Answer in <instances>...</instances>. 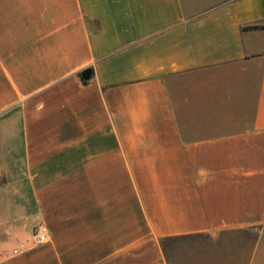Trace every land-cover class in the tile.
<instances>
[{
    "label": "crops",
    "instance_id": "obj_1",
    "mask_svg": "<svg viewBox=\"0 0 264 264\" xmlns=\"http://www.w3.org/2000/svg\"><path fill=\"white\" fill-rule=\"evenodd\" d=\"M192 234L264 264V0H0V264Z\"/></svg>",
    "mask_w": 264,
    "mask_h": 264
},
{
    "label": "rangeland",
    "instance_id": "obj_2",
    "mask_svg": "<svg viewBox=\"0 0 264 264\" xmlns=\"http://www.w3.org/2000/svg\"><path fill=\"white\" fill-rule=\"evenodd\" d=\"M231 234L222 235L221 237H233ZM234 238H243L234 236ZM245 239H252L254 235L247 234ZM214 239L207 234H192L181 236L174 241L167 242L165 251L169 264H212L210 256L214 253Z\"/></svg>",
    "mask_w": 264,
    "mask_h": 264
},
{
    "label": "built area",
    "instance_id": "obj_3",
    "mask_svg": "<svg viewBox=\"0 0 264 264\" xmlns=\"http://www.w3.org/2000/svg\"><path fill=\"white\" fill-rule=\"evenodd\" d=\"M51 235L50 229L45 224L34 226L31 230L30 240L33 244L39 245L48 240ZM18 249H14L17 252Z\"/></svg>",
    "mask_w": 264,
    "mask_h": 264
},
{
    "label": "trees",
    "instance_id": "obj_4",
    "mask_svg": "<svg viewBox=\"0 0 264 264\" xmlns=\"http://www.w3.org/2000/svg\"><path fill=\"white\" fill-rule=\"evenodd\" d=\"M244 27L245 28H257V27H259V25L251 24V25H246ZM180 237L181 236H178V237H168V238H163L161 240V245H162V248H163V251H164V254L165 255H166L165 247H166L167 242L174 241L175 239H178Z\"/></svg>",
    "mask_w": 264,
    "mask_h": 264
},
{
    "label": "water",
    "instance_id": "obj_5",
    "mask_svg": "<svg viewBox=\"0 0 264 264\" xmlns=\"http://www.w3.org/2000/svg\"><path fill=\"white\" fill-rule=\"evenodd\" d=\"M91 75H92V69L90 67L83 69L80 73V77L85 80L89 79Z\"/></svg>",
    "mask_w": 264,
    "mask_h": 264
}]
</instances>
